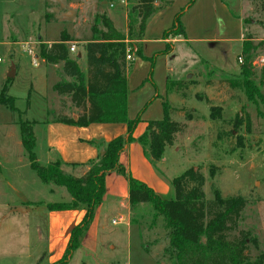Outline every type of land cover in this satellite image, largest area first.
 <instances>
[{"label": "rangeland", "instance_id": "374dc122", "mask_svg": "<svg viewBox=\"0 0 264 264\" xmlns=\"http://www.w3.org/2000/svg\"><path fill=\"white\" fill-rule=\"evenodd\" d=\"M115 1L0 0V88L7 83L9 70L15 64L17 72L9 83V93L15 97L18 109L14 113L0 104V264H52L67 248L56 229L58 222L52 221L45 204L67 202L71 197L63 187V193H51V185L41 181L31 169L18 124L20 120L39 122L55 116L53 96L58 93L52 85L53 74L46 72L39 56L43 39L38 38H59L61 29L72 34L75 40L68 46H75V51L70 50V56L79 63L76 54L85 51L87 42L105 29L102 14L108 16L109 12L118 27L124 28L126 23L125 29H119L127 33V15L139 0L110 6ZM188 2L178 0L148 19L144 37L153 41L144 42L141 53L135 52L141 43L128 39V53L134 56L130 67L134 95L131 93L128 116L135 118L146 106L141 122L146 120L147 125L148 121L162 119L166 99L174 108L175 120L187 122L180 116L185 114L182 108L193 116L185 132L177 137V149L170 146L162 159L150 160L151 177L144 176L143 181L162 197L173 198V178L197 167L206 178L207 199L213 198L212 185L225 197L245 196L248 203L229 237L249 231L258 243H249L247 251L254 260L264 252V103L258 97L250 100L245 90L233 86L230 80H241L242 63L238 56H243L244 63L249 54L254 72L251 78L264 96V0H195L182 14L186 12L187 18L181 16L185 31L181 37L190 38L186 33L189 30V35L201 40L178 39L173 53L167 56L162 53L166 43L156 39L161 30L173 26L176 14ZM243 12V41L250 50L247 54H243L242 24L238 18ZM133 17L137 24L136 12ZM24 44H29L32 53L25 50ZM80 61L83 69L88 68L85 56ZM166 77L183 78V84L177 91L167 92L163 102L149 103L154 95L164 94ZM59 104L64 112L71 109L66 97L60 98ZM212 106L220 107V120L210 117ZM43 126L37 127L40 136ZM35 152L40 163L46 165L39 141ZM85 169L66 167L65 171L81 174ZM117 215L113 213L106 223H101L98 239L93 232V249L84 248L83 238L82 248L69 264H174L164 255L168 238L163 217L154 219L150 203L132 209L124 221L113 224L114 217L119 219ZM76 225L72 224L64 237H69Z\"/></svg>", "mask_w": 264, "mask_h": 264}, {"label": "trees", "instance_id": "16d2710c", "mask_svg": "<svg viewBox=\"0 0 264 264\" xmlns=\"http://www.w3.org/2000/svg\"><path fill=\"white\" fill-rule=\"evenodd\" d=\"M161 3L157 5L156 3ZM174 0H139L127 15V33L117 29L109 16L102 14L104 25L97 38L91 39L85 46L88 73L82 72L77 60L70 57L68 42L75 39L65 30L60 33V39L47 44L40 42L39 56L48 64L63 63V73L73 78V81L59 80L53 86L59 95H68L73 105L82 110L76 117L60 114L59 122L76 126H88L92 123H126L128 131L111 141H96L95 145L104 154H98L85 163H69L58 157L43 165L35 152L37 137L34 127L36 121L20 120V135L22 146L28 155L29 165L41 181L63 187L71 197L67 202H52L46 206L50 211L83 210L84 215L69 236L64 255L52 264H69L74 253L82 248V241L92 224L96 209L102 204L106 194V176L115 172L125 177L129 184V202L132 208L142 203H150L154 209V219L163 217L167 229L168 244L164 255L170 257L174 264H264V252L251 260L247 254L249 243L258 245L251 238L249 231L242 230L238 237L231 239L229 233L236 230L238 221L245 209L248 199L239 194L223 196L221 190L212 185L213 198L207 199L205 193L206 178L200 170L194 167L173 178L175 196L164 198L144 181L134 177L120 162V155L131 143L137 141L143 148L146 157L152 162L162 159L167 147L175 144L178 134L184 133L187 123L172 117L173 107L169 100L163 102L164 117L148 121L145 131L135 136V131L142 121V112L135 118L128 116V82L127 54L128 39L140 41L144 38L148 19L159 7H168ZM194 0H189L185 6L190 7ZM160 8V9H161ZM185 8L176 14L173 26L164 32V37L185 35L181 16ZM139 18L134 20V13ZM141 53V48H135ZM173 47L170 43L162 51L168 54ZM249 44L243 42V54L249 53ZM151 58L152 64H154ZM241 80H230L233 86L245 90L250 100L264 96L253 82V63L247 56L241 65ZM0 88V104L12 112L18 111L15 97L9 93V83ZM183 80H168L166 91H177ZM154 96L153 99L157 98ZM148 104V103H147ZM185 112V119H193L191 112ZM210 117L220 120L219 106H212ZM250 128V121L248 122ZM66 167L86 168L81 174L67 173ZM215 166L211 167L214 176Z\"/></svg>", "mask_w": 264, "mask_h": 264}, {"label": "crops", "instance_id": "0c3cea01", "mask_svg": "<svg viewBox=\"0 0 264 264\" xmlns=\"http://www.w3.org/2000/svg\"><path fill=\"white\" fill-rule=\"evenodd\" d=\"M177 1L178 0H174V2L171 5H173ZM115 3H116V1H115ZM156 4L158 5V3H156ZM110 6H111V4H110ZM45 7H46V4L44 6V9H45ZM166 8L167 7L161 8L158 10H163ZM184 8H186V7H184ZM45 14H46V9H45ZM107 14H108L109 18L114 22L117 29H119V28L125 29L126 28V23H125L124 28L118 27L117 23L115 22V18H112V16L110 15L109 12ZM184 16L187 18L186 12H185ZM184 16H182V17H184ZM243 16H244V12L241 16H238V18L242 24V38H241L242 42H244L243 41V36H244V34H243V32H244ZM184 18H183V20L185 21L186 18L185 19ZM147 28H148V25L146 27V30H147ZM170 28H168V29H170ZM168 29L161 30L160 35H159V39H156L162 43H166V44L170 43L172 45L173 49L170 53L166 54L167 56L171 55L173 53V51L175 49V43L178 41V39L183 38L181 36H174V37L171 36L169 38H165L164 32ZM186 29H187V25H186ZM62 31H63V29L60 30V32H62ZM145 32L147 33V31H145ZM186 33H188V36H190V38L185 37V39H182V40H185V41L189 40V41H194V42L201 40V38H199V37H194V36L189 35L190 34L189 30H187ZM70 35L73 37L72 34H70ZM58 36L54 39H51V40L44 39L42 36H39L38 39L39 40L43 39L42 42H44V43L52 44L53 42L58 41L60 39V37L58 38ZM147 41H153V39H146L144 37L142 40L139 41L141 43L140 48H142V45L144 44V42H147ZM69 43L70 42H68V44ZM135 52H136V49H135ZM76 55H77V59H79L78 64H79L80 68L82 69V72L85 75H87L88 68L85 67V69H83L82 65H81V61H80L81 59L84 58V56H85V61L87 60L86 51H80ZM34 57H36L38 60V54L33 56V60H34ZM71 58H73V57H71ZM133 58H134V56H133ZM73 59H75V58H73ZM41 60H42V63H44L46 66V72L49 71L50 74H53V80H52L53 86L55 85V83L57 81H59L61 79L66 80V81H73L72 77H69L63 73V63L48 64L42 58H41ZM127 62H128V67H127L126 75H127V82H128V110H129L130 98L132 95H134L133 94L134 93L133 87L131 85V68H130L132 66L131 63H133L134 60H132V61L127 60ZM56 71H59V73L58 72L56 73ZM182 79L183 78L172 79V78L166 77L165 81H164L165 82L164 83L165 84L164 85L165 86L164 94L162 95L161 93H159L158 97L153 99V102L157 103L158 101H162V102L164 101V95H167L166 83L168 80H182ZM136 84H138L137 81H136L135 85ZM131 93H132V95H131ZM53 97L55 100V103L53 104V105H55V107L53 109L55 111V113H54L55 116L50 118V119L37 122L35 127H34L35 134L37 137V143H38V141H39V143H41V148L43 151L42 153L44 154V156L46 158V162H49L51 160H54V159L60 157L64 161L69 162V163H85L91 159L96 158L98 156V154L101 153V151L95 145H92L90 143L91 141L96 140V141L108 142V141H111L112 139L116 138L117 136L126 134L128 131V126L125 123H92L88 126H76V125H72V124L59 122L57 120V118L60 114L67 115L69 117H75V116H78L82 112V110L79 108H76L73 105L71 98L68 95L56 94ZM62 97H66L68 99V103H69L68 107L71 108L65 112L63 111V106L59 104L60 98H62ZM154 103H152V104H154ZM152 104L150 106H152ZM70 111H71V114L69 113ZM180 116L185 118V115H183V114ZM144 121L147 122L146 120H143V122H141L139 124V126L137 127V129L135 131L136 137H139L143 133V131H145L147 125ZM185 121H187V120L185 119ZM186 123L188 124L189 122L187 121ZM39 124L44 125L43 126L44 131H43L41 136L37 133V127L39 126ZM180 135L181 134H178L177 137H180ZM175 145H179L177 138H176L175 144L173 145V148L176 150L177 148L174 147ZM120 162L127 168V170L130 172V174H132L134 177H136L140 180L142 179V181L145 180L144 176H148V177L150 176L151 177V175H150V173H151L150 172V160L146 157V155L144 153L143 146L137 141L131 143L130 146H128V148L124 152L121 153ZM153 180H155V179H153ZM157 184H160L159 181L157 182ZM50 185H51V190H50L51 193H58V192L63 193V192H61L62 190L60 189V187L55 186L53 184H50ZM159 188H161V187H159ZM155 190L157 191V189H155ZM26 202L29 204L31 203L30 200H28ZM47 204L48 203H46L45 205H47ZM140 205L141 204H139L135 208L137 209L138 207H140ZM132 209H134V208H132V206L130 205V202H129V184H128L127 179L125 177H123L122 175H119L115 172H111V173L107 174V176H106V194H105V197H104L102 204L96 209L94 220H93L92 224L90 225L89 230L86 233V236H85V239L83 242L84 248L86 246H90L91 249H93V247H95L96 239L94 236L97 235V239H98L101 223L102 222L106 223V220H108V218L111 214L116 213V214H118L117 215L118 217H124V220H125V217H127L131 214ZM49 214L51 215L52 218H54L52 221L58 222V228L56 227V229L60 233L59 235L63 237V239L61 241H63L67 245L69 237L65 236L66 237L65 238L64 235H65L67 229L72 224H77L82 219V217L84 215V211L83 210H64V211H50L49 210ZM114 218H117V217H114ZM127 224L130 227L129 221H127ZM94 231H95V233L93 236Z\"/></svg>", "mask_w": 264, "mask_h": 264}, {"label": "built area", "instance_id": "2783aa9c", "mask_svg": "<svg viewBox=\"0 0 264 264\" xmlns=\"http://www.w3.org/2000/svg\"><path fill=\"white\" fill-rule=\"evenodd\" d=\"M125 1H126V0H117L116 3H117V2H120V3L123 4V3H125ZM116 3L112 2V3H111V6H114ZM24 47H25V50H28L29 52L32 53V49L29 47V44H24ZM69 50H71V51H75V46H71V48H69ZM127 60H128V61H132V60H134L132 53H128V54H127ZM0 61H1V58H0ZM238 61H239L240 63H243V56H242V55H239V56H238ZM34 64H35V65L37 64V58H36V57H34ZM119 221H120V222H121V221H124V217H119L118 220H117V218H114V219L112 220V223H113V224H118Z\"/></svg>", "mask_w": 264, "mask_h": 264}, {"label": "water", "instance_id": "95a60500", "mask_svg": "<svg viewBox=\"0 0 264 264\" xmlns=\"http://www.w3.org/2000/svg\"><path fill=\"white\" fill-rule=\"evenodd\" d=\"M15 75H16V66H15V64H12V66H11V68H10V70H9V73H8V78L9 79H12V78H14L15 77ZM192 75H189L188 77H191ZM76 117V116H75ZM105 153V151L104 150H102L101 151V154H104ZM195 170H197L198 168L197 167H195L194 168Z\"/></svg>", "mask_w": 264, "mask_h": 264}]
</instances>
